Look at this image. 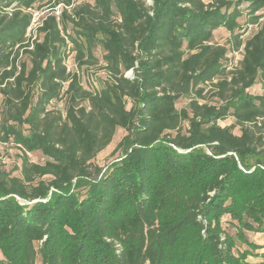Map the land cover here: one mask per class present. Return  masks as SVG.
Wrapping results in <instances>:
<instances>
[{
  "label": "trees",
  "instance_id": "trees-1",
  "mask_svg": "<svg viewBox=\"0 0 264 264\" xmlns=\"http://www.w3.org/2000/svg\"><path fill=\"white\" fill-rule=\"evenodd\" d=\"M93 1L0 0V144L21 152L19 175L0 152V264H264V0ZM70 51H101L100 88Z\"/></svg>",
  "mask_w": 264,
  "mask_h": 264
},
{
  "label": "rangeland",
  "instance_id": "rangeland-1",
  "mask_svg": "<svg viewBox=\"0 0 264 264\" xmlns=\"http://www.w3.org/2000/svg\"><path fill=\"white\" fill-rule=\"evenodd\" d=\"M75 1V4H81V3H90L93 4V0H73ZM208 1V0H205ZM148 4H151L150 0H148ZM45 11V10H44ZM255 28H248L247 30H245V32H243V36L242 39L246 40L248 39L251 34L252 31ZM228 41H230V34L224 30V29H220L215 31V36H214V40L213 42L215 44L218 45H227L228 47ZM102 53L101 51H97V56L99 58V63L95 64V65H90L87 67H84L82 69L78 68V63L76 60V53L70 51L68 54V57L66 58V65L68 67V69L70 71H78L79 76L82 79V83L83 86L90 90H97L98 88L101 87L102 85V81H104V79L106 78V72L102 69L103 67V62H102ZM231 63L233 64V66H237V64L239 63V61L242 59L243 57V50H239L235 53H233L231 56ZM128 76H131L132 73L128 72L127 74ZM214 89L213 85H209L206 88L205 91V95H206V100L210 103H214L215 101V97L213 96L214 93L212 92ZM250 93L252 94H256V95H264V90L262 89V87L260 86V84H257L256 86H254L253 88H251L249 90ZM1 94H0V102H1ZM190 102L189 98H181L178 103H177V108L178 109H182L187 107L188 103ZM64 100H60V101H55L53 102L49 108L50 109H56V110H60V111H64ZM234 122V120L232 118H228L226 120L223 121H219L218 124L221 126H229ZM234 133L239 135L240 131L239 128H235ZM125 131L122 129H119L116 132V135L112 141V143L105 149L103 150L101 153H99V155L97 156L96 160H95V164H97L98 166H100L101 168H103L104 170H106L113 162H115L119 156H120V152H116L115 149L119 143V141L122 139V137L125 135ZM0 152L2 153V165L3 167L7 170V171H13L14 175H19L18 171H14V167L15 166H19L21 161H20V150L15 147L13 144H7L5 146L0 144ZM30 159L33 162H42L43 158L40 154L36 153V154H30ZM249 238L252 241H255L257 243L260 244H264V237L260 234H255V233H249Z\"/></svg>",
  "mask_w": 264,
  "mask_h": 264
},
{
  "label": "built area",
  "instance_id": "built-area-1",
  "mask_svg": "<svg viewBox=\"0 0 264 264\" xmlns=\"http://www.w3.org/2000/svg\"><path fill=\"white\" fill-rule=\"evenodd\" d=\"M63 5L60 4L57 7H55L53 10L51 9H45L41 11H34L32 10V22L27 32V38L28 42H33L37 37V32L40 27L43 26V22L46 19L47 15H55L57 17L61 14V7ZM131 73V72H130Z\"/></svg>",
  "mask_w": 264,
  "mask_h": 264
},
{
  "label": "crops",
  "instance_id": "crops-1",
  "mask_svg": "<svg viewBox=\"0 0 264 264\" xmlns=\"http://www.w3.org/2000/svg\"><path fill=\"white\" fill-rule=\"evenodd\" d=\"M249 260H250L251 262H253V263H258V262L261 261L260 258H253V257L249 258Z\"/></svg>",
  "mask_w": 264,
  "mask_h": 264
}]
</instances>
